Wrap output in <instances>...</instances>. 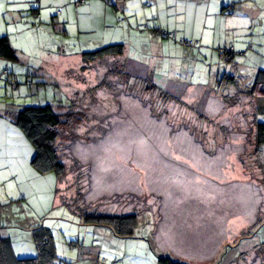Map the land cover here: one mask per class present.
<instances>
[{"label": "rangeland", "instance_id": "1", "mask_svg": "<svg viewBox=\"0 0 264 264\" xmlns=\"http://www.w3.org/2000/svg\"><path fill=\"white\" fill-rule=\"evenodd\" d=\"M112 1L86 0L90 7L80 17L68 19L65 26L50 23L46 27L44 22L37 24L34 32L29 31L23 46L25 53H17V61L8 60L18 68L19 78L15 80L12 68V74L8 75L4 72L5 66H0V111H8L10 117V113L21 106L59 104L61 99L76 92L80 96L87 94L73 109L79 121L62 132L60 152L66 159L68 172L60 184L58 199L60 202L62 198L77 199L78 206L84 202V207L91 203L103 212L139 211L141 220L136 236L119 237L106 226L83 223L79 213L55 202V173L40 175L32 168V156L28 159L30 165L23 167L19 159L7 160L6 152L0 158V223L12 230L19 227L18 253L23 257L33 254L21 241L22 233H26L22 225L43 222L50 227L57 247L55 264H158L149 247L150 239L156 240L158 253L185 264H264V253L258 256L249 247L264 244V220L258 218L264 217V213L259 215L264 206L261 182L264 173L258 157L253 152H245L254 147L253 138L246 133L249 127L244 135L223 138L217 133L218 120L212 118L219 112L218 99L212 96L203 100L201 94L206 87L218 90V85L214 84L218 72V81L224 80L225 70L217 68L224 63L217 53L211 62L210 57L209 61L200 60L203 69L200 70V64L199 70L190 75L194 88L186 92L185 87L179 85L177 93L168 91L172 98L161 94L160 88L147 90L142 82L113 74L115 62H124L125 55L91 63L90 72L75 68L64 76H54L58 83L56 88L38 83L43 78L34 71L38 68L36 62L56 57L63 46L64 52L72 48L73 53H79L111 43L106 40L103 44V41L109 34H118L119 29L103 21L106 14L103 3L109 2L114 10ZM137 1L138 5L129 1L126 12L122 8L119 11L125 43L130 57L148 62L156 75L169 73L181 62L182 44L199 47L191 46L190 41H199L185 38L186 34L199 36L202 31L206 42L212 41L211 26L216 13L208 14L210 19L205 29L206 12L194 14L190 6L189 12L177 13L175 7L167 6L164 0H160V5L156 0ZM85 3L80 6H86ZM232 3H235L233 10L237 4L236 10L229 15L221 14L232 17L241 11V0ZM54 9V15H59L65 6L55 4ZM259 15L255 13L257 20L252 19L248 24V32L240 27L234 34L239 40L248 39V56L264 49V39L261 40L264 23L260 22ZM240 17L239 26H243L251 15L243 13ZM190 19L195 20V25L188 23ZM6 21L7 17L0 12V24ZM225 24L231 23L226 22V18L219 19V29ZM253 29L255 40L251 39ZM2 31L7 33L0 27V36L5 35ZM130 32L133 33L131 39ZM135 32L140 35L138 42H134ZM154 34L166 43L170 40V44H179V51L172 54L167 44L164 50L170 55L158 60L148 56L145 42ZM168 34L170 37H165ZM172 46L174 50L175 45ZM250 59L254 64L255 58ZM229 70L226 73H230ZM171 74L174 81L181 79L177 67ZM231 86L234 87L233 83L224 82L219 86L221 93L231 91ZM90 87H96V91H90ZM258 120L264 122V115L259 114ZM10 123L16 127L13 120ZM223 126L229 129L233 125L225 123ZM236 136L241 137L240 140L237 141ZM11 138L16 141L14 134ZM2 140L0 136V152L4 150ZM25 140L30 149L29 141ZM70 148L73 154L68 155ZM10 150L26 152L23 146L17 151ZM259 154L264 157L263 150ZM255 232L257 236L253 235ZM79 244L82 249L77 248Z\"/></svg>", "mask_w": 264, "mask_h": 264}, {"label": "crops", "instance_id": "2", "mask_svg": "<svg viewBox=\"0 0 264 264\" xmlns=\"http://www.w3.org/2000/svg\"><path fill=\"white\" fill-rule=\"evenodd\" d=\"M58 1V3H56ZM80 1V0H75ZM129 1H135L134 3L138 5L137 0H126L122 4L121 8L122 10H125V7L128 5ZM113 2V1H112ZM158 2V5H160V0H156ZM165 3L168 5L174 6L175 11L178 13H187L189 12V7L191 6V11L195 13H201V12H206V18H205V23L203 27L206 29L208 26V20L210 19L209 13L213 12L216 13L214 15V21H212V31H211V36H212V41L210 43L206 42L204 33L202 32L199 34H186V37H190L189 40H198L199 47H187L182 44L181 48V54H182V59L180 63H177V67L180 72V77L181 79H178V81H174V77L172 76L171 72L173 69L171 68V71L167 74L163 75H157L159 78L165 81L167 90L177 93V87L181 85L182 87H185L186 92H190L193 87L192 83V77L190 75L195 74L197 70H199V65L201 64L200 70L203 69L202 62L200 60H208L210 57V62L212 61V57L214 58V55L217 53L218 58L220 59L221 63H224L217 68L221 70H225V75H223L224 80L223 82L218 81V77H220V72H218L215 76V81L214 84L218 85V90L214 89H207L204 88L201 91L202 98L203 100H208L209 98H212L214 96V99H218L219 101V112L214 113L212 116L213 120L217 119L218 122L217 124V133L220 135H223V138H225V135H244L245 132L247 131V126L248 131L246 132L250 137L253 138L254 142V147L252 150L247 148L245 152H253V154L256 155L259 159V166L264 173V157H260L259 152L263 150L264 152V147H258L256 142H255V128H256V123L259 121V114L264 115V110L262 108H259V96L257 97H252V95L249 94V89L251 88L254 79L256 77V74L258 70L264 69V49H260L259 53H256V55H249L246 53V50L250 47L248 46V39L246 40H239L234 34H236L240 27L245 31L248 32L249 25L252 23V19L255 18V13H260L261 15V20L260 22L263 24L264 23V0H241V6L242 9L241 11L232 16V17H227L221 13H227V7L229 4L234 2V0H164ZM55 4H62L65 6V9L61 11V14L59 15H54L55 9L54 6ZM70 4V5H68ZM86 4V3H85ZM112 4V3H111ZM5 5V6H4ZM84 6V7H83ZM80 7H75V2L74 4L70 2L69 0H0V12L1 15H4L7 17V21L4 24H0V27L6 30L7 33H4V31L1 32V34H5L9 36L11 44L13 47L16 49L17 53L21 52L22 54L25 53L23 50L24 42H25V36L28 34L29 31L35 30V27L38 26L37 24H45L46 27L49 26L50 23L55 26H65V23L68 19H73L75 16L80 17V14H84L86 9L90 7V5H83ZM104 9L106 11L105 18L103 21H105L106 25L108 26H116L119 29L118 34H109V36L104 39V43L106 42H111V43H125V33L123 24L121 22V16L119 15V11L117 10H112L110 7L109 2L103 3ZM76 10H74L75 8ZM237 8V4L235 6ZM84 8L83 10L80 9ZM234 9V11L236 10ZM258 8V9H256ZM251 10V11H248ZM76 11V13L74 12ZM123 11V12H124ZM32 12H36L39 15V21H36L35 18L31 16ZM246 13L250 14L251 17L249 20H245L243 22V26H239L240 24V15ZM232 14V13H230ZM259 15V16H260ZM226 18V22H230L231 24L226 26L222 29H219V19L221 20ZM201 20V18H200ZM257 20V19H256ZM186 21V20H185ZM32 22V23H31ZM187 22V21H186ZM190 25H195V20L190 19L188 23ZM239 22V23H238ZM238 23V25H237ZM122 24V25H121ZM6 25V26H4ZM139 26V25H137ZM260 25H258L259 27ZM262 26V25H261ZM113 28V27H112ZM135 31V30H134ZM37 34L40 33V30L38 28ZM262 32V31H261ZM260 32V33H261ZM233 34V35H232ZM133 33L130 32L128 34V37L131 39ZM261 35V34H260ZM140 38V35L138 32H135L134 34V42H138L139 40H136ZM263 40L264 39V33L262 34L261 37ZM251 39L255 40L256 39V34L254 32V29L251 32ZM107 40V41H106ZM170 41V40H169ZM164 42L159 35H152L149 36L146 40V45H147V54L148 56H154L151 57L155 60H158L159 58H162L163 55H170L171 53H175L179 51V44H174L171 42ZM27 43V42H25ZM169 44L171 47V50H169V53H165V47L166 45ZM175 45V49L173 50V46ZM234 46L236 53L231 56H221L220 55V48L224 46ZM64 46L59 49V52L57 53L56 57H50L48 59H44L43 61L38 60L37 67L34 68V71L36 74H41L40 76L43 78L42 82L50 83V85L56 87L57 82L54 81L53 77L54 76H64L71 70H74L75 68H81V65L83 64L82 61V54L83 51H79V53H73V49L70 48V51L64 52ZM63 50V51H62ZM249 50V49H248ZM127 46H126V51H125V58L124 61H127V65H131V69H136L137 71L148 69L151 73L150 64L142 59H138L133 57H130V54H128ZM211 55V56H210ZM19 57V56H18ZM251 58H255L253 61L254 64L251 62ZM123 59V58H121ZM225 61V62H223ZM230 62V63H228ZM78 63V65H77ZM228 63V64H227ZM145 65L144 68H142ZM0 66L1 68L8 67L10 70L11 68L13 69V75L15 76V80L19 78V71L18 68L16 69L15 66L11 65V63L8 62V60L0 58ZM232 67L231 71L229 68ZM22 69V68H21ZM227 70L230 71V73H226ZM24 71V70H23ZM33 71V70H31ZM45 73V74H44ZM157 74V73H154ZM22 75V74H20ZM228 76V77H227ZM231 76V78H230ZM48 78V79H44ZM180 80V81H179ZM226 82L227 84H232L234 85L229 88L227 92H223L220 90L219 86H222ZM237 82L239 85H236ZM42 85V83H40ZM192 88V89H191ZM218 93V94H217ZM190 95V94H189ZM262 95V94H260ZM264 96V94H263ZM258 98V99H257ZM257 100V101H256ZM215 103V102H214ZM252 106L251 109L248 107ZM237 117V119H236ZM226 119V120H225ZM226 122H225V121ZM220 123V125H218ZM228 123L230 125H233L229 129L224 128V124ZM216 130H214L215 133ZM16 138V141L14 142L11 136ZM0 136L3 138L2 145L4 150L0 152V158L4 156V152L7 153V160H10L11 158L15 161L18 159L20 160L21 166L26 167L28 166V159L33 155V152H30V149H28L27 144L25 139L21 136L20 131L14 127L10 121L6 120L3 117H0ZM227 138V137H226ZM230 138V136H229ZM237 141L240 140L241 137H237ZM19 146H23V148L26 150V152H20L18 150ZM262 148V149H261ZM18 150L19 152H10L11 150ZM259 154V155H258ZM257 159V160H258ZM16 162V161H15ZM12 169V168H10ZM14 170V169H13ZM19 171V168L16 169ZM251 179V178H250ZM252 181V180H249ZM261 182L264 185V176L261 177ZM262 185V187H263ZM264 190V189H263ZM251 191V190H249ZM255 219V218H254ZM246 231H243L242 233L244 234ZM241 233V231H240ZM242 235V234H241ZM259 256V255H258Z\"/></svg>", "mask_w": 264, "mask_h": 264}, {"label": "trees", "instance_id": "3", "mask_svg": "<svg viewBox=\"0 0 264 264\" xmlns=\"http://www.w3.org/2000/svg\"><path fill=\"white\" fill-rule=\"evenodd\" d=\"M124 1L126 0H114L112 2L114 9L120 11ZM85 2L86 0H80L77 1L75 5L79 7ZM233 12V9L231 11H228L227 9V13L230 14ZM31 16L35 18L36 21H39L38 13L32 12ZM165 37H170V34H168V36L165 35ZM184 41L188 42L186 40ZM192 42L195 43L194 45H199V42ZM125 51L126 46L121 42L110 43L95 50L93 49L83 51L81 54L83 64L81 65L80 71L84 73L87 71L90 72V68H88V66H91V63L95 64L99 61L108 59L109 57H121L125 54ZM235 53L236 51L234 47V50L225 53L224 57L234 55ZM0 58L13 61H17L19 58L16 49L11 44L10 38L7 35L0 36ZM144 67L145 65L142 68ZM4 72L8 75L12 74L8 67H5ZM113 74L121 78L126 77L137 80L140 83L142 82L146 85L147 90H156L160 88L163 90L161 94H164L167 98L171 97L167 88H165V81L159 78L156 74L151 73L147 68L140 71H137L135 68L131 69V65H127V61L125 60L124 62L122 61L121 64L115 62ZM42 81L43 79L38 81V83H42L43 87L50 85L49 82L46 83ZM89 90L92 92L96 91V87H90ZM78 93L76 92L71 96L66 95L67 97L60 100V105L52 103H47L40 106L25 105L10 113L11 118L8 115V111H6V113H1L0 111V117H3L10 122L13 120V123L20 131L21 136L24 139H27V142H30V144L28 142V145L31 149V152H33L31 157V165L35 172L40 175H45L51 172L55 173L57 177V185L54 188V197L56 203L58 202L60 205H68L74 212L79 213L80 217H82V222L85 224L106 226L119 237H134L136 236V230L139 227L141 220V213L139 211L134 210L130 212L119 213L103 212L99 210L97 206L95 207L93 205V207L91 203H89L91 206L84 207V202L81 204V206H78L77 199L71 201L69 198H62L61 202L58 199V193L61 189L60 184H62V179L68 172L66 159H64L60 152V147L62 146V144L60 146V143H62V132L65 127H73L74 121H79V118L76 117L77 111H74L73 109L79 105V100H81L84 96H87V94L80 96ZM249 94L254 98L259 96V99L257 98L258 101H256L259 102V108L264 110V69L258 70L254 82L249 89ZM84 100L85 98H83L80 102ZM9 118L11 120H9ZM254 136L257 146L259 148L264 146V122L258 121L256 123ZM63 146L66 152L67 145L64 144ZM68 151L70 152L68 155L73 154L71 148L70 150L68 149ZM88 183L90 186V174H88ZM262 196L263 193H261L260 198H262ZM260 211L261 213L258 212L259 215L264 213V206L260 208ZM258 218L259 220H264V217L259 216ZM257 223L253 226H257ZM3 224L4 223H0V264H55L57 260V247L53 238V232L51 231L50 227L44 225L43 222L29 224L25 223V225H22V230L26 231V233H22L21 241L31 251L30 254H33L32 257H23V255L18 253L19 245L21 244L18 240L20 233H17V229L19 227L16 229L14 228L15 230H12L9 229L11 227H7ZM262 225H264V222ZM251 232L253 233V231ZM244 234H246V232ZM255 234H257L256 232L253 235L257 236ZM248 235L250 234L248 233ZM150 240L149 247L154 253L158 264H185L177 259H174L170 255H165L160 251L158 253L156 250V240ZM249 247L251 248L250 251L255 252L257 255L264 253V244L263 246L254 244L250 245ZM77 248L82 249V246L79 244L77 245Z\"/></svg>", "mask_w": 264, "mask_h": 264}, {"label": "built area", "instance_id": "4", "mask_svg": "<svg viewBox=\"0 0 264 264\" xmlns=\"http://www.w3.org/2000/svg\"><path fill=\"white\" fill-rule=\"evenodd\" d=\"M234 5L235 3H231L229 6H228V11H231L233 8H234ZM190 45H194L195 43L190 41L189 42ZM234 50V47L233 46H224V47H221L219 52H220V55L221 56H224L225 53L229 52V51H233Z\"/></svg>", "mask_w": 264, "mask_h": 264}]
</instances>
